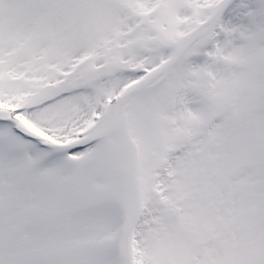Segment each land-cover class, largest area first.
I'll return each instance as SVG.
<instances>
[{
  "label": "snow or ice",
  "instance_id": "snow-or-ice-1",
  "mask_svg": "<svg viewBox=\"0 0 264 264\" xmlns=\"http://www.w3.org/2000/svg\"><path fill=\"white\" fill-rule=\"evenodd\" d=\"M0 264H264V0H0Z\"/></svg>",
  "mask_w": 264,
  "mask_h": 264
}]
</instances>
